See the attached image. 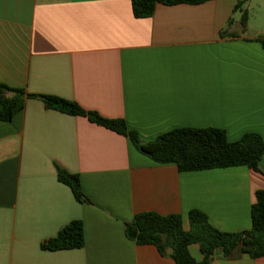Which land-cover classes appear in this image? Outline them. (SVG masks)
I'll use <instances>...</instances> for the list:
<instances>
[{
    "label": "crops",
    "instance_id": "0c3cea01",
    "mask_svg": "<svg viewBox=\"0 0 264 264\" xmlns=\"http://www.w3.org/2000/svg\"><path fill=\"white\" fill-rule=\"evenodd\" d=\"M260 38L264 0L157 4L144 19L131 0H0V83L124 120L143 142L181 128L223 129L230 142L248 133L264 139ZM58 167L79 176L89 202L60 182ZM258 190L264 158L260 173L181 172L87 117L27 99L0 121V264H176L128 239L127 224L144 212L180 215L189 231V213L199 210L219 231L241 233L252 227ZM74 221L83 222V248L42 249ZM189 251L204 259L199 245ZM212 264L264 257L219 249Z\"/></svg>",
    "mask_w": 264,
    "mask_h": 264
},
{
    "label": "trees",
    "instance_id": "16d2710c",
    "mask_svg": "<svg viewBox=\"0 0 264 264\" xmlns=\"http://www.w3.org/2000/svg\"><path fill=\"white\" fill-rule=\"evenodd\" d=\"M134 16L138 19L151 18L156 5L180 4L200 5L213 0H131ZM238 7H236L237 9ZM245 12L241 19L243 30L247 27ZM225 32L222 33V36ZM264 49V38L259 39ZM27 99H39L45 106L64 114L87 117L90 122L105 127L128 138L135 148L157 164H174L181 172L205 171L245 166L260 173L264 158V139L248 133L236 142H230L227 133L218 128H181L162 134L150 142H143L139 135L128 129L124 120H109L98 113L88 112L78 104L55 96L28 94L23 89L11 88L0 83V121L10 122L24 107ZM60 182L72 189L81 203L89 202L84 194L78 175L57 168ZM190 230L183 228L180 215L161 216L144 212L135 216L126 226V236L138 245H154L163 256L170 257L176 264H212L217 250L225 257L241 248L253 259L264 257V191L256 192L252 206V227L241 233H225L213 227L207 216L199 211L189 213ZM197 244L204 255L197 262L189 246ZM85 245L84 225L74 221L64 227L56 237L42 244V249L61 251L81 249Z\"/></svg>",
    "mask_w": 264,
    "mask_h": 264
}]
</instances>
